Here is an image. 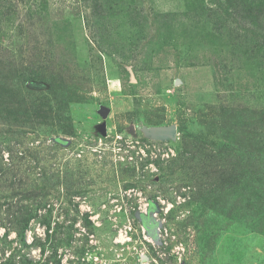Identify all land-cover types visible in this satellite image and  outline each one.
Instances as JSON below:
<instances>
[{"label": "rangeland", "instance_id": "374dc122", "mask_svg": "<svg viewBox=\"0 0 264 264\" xmlns=\"http://www.w3.org/2000/svg\"><path fill=\"white\" fill-rule=\"evenodd\" d=\"M41 1L0 10V264H264V0Z\"/></svg>", "mask_w": 264, "mask_h": 264}, {"label": "trees", "instance_id": "16d2710c", "mask_svg": "<svg viewBox=\"0 0 264 264\" xmlns=\"http://www.w3.org/2000/svg\"><path fill=\"white\" fill-rule=\"evenodd\" d=\"M19 7H21L22 11L16 12L15 16L13 17L14 19H16L19 16V14H22V16L27 17V20L32 19V18H33L32 21L35 20L36 22H40L42 19L46 20L45 19L46 6H43L41 0H0V10H2L1 11L2 15L5 13L4 10H12L15 13V11L18 10ZM3 18L6 19V17H3ZM13 18L9 19L8 21L13 22L14 21ZM20 20L21 19H19V22L17 23L18 25H20ZM1 49H2V47H1ZM30 66H31L30 69H28V68L24 69V70L19 69L20 72L15 74L16 78H18L22 81L34 80V78H36V75H35L36 72L35 71H40V72L45 71L46 72L48 70V67L43 66V68H39V66L34 65V63H31ZM3 93H6V91L4 89H3ZM4 106H5V103H4ZM3 111H5V113H6L7 108H3ZM255 171H256V166H255ZM239 175H241V173H239ZM230 178H231V180H229V182H228L229 186L221 185L220 188L221 187H229L231 189L232 185L238 186V183H236V180H235L234 173H231ZM260 184L261 183H257L255 186L254 185L248 186L247 188H248V190H251V192H253V190L258 188V186ZM247 188L243 187V186H238L236 191L244 192ZM11 217L13 219L12 220L13 225L16 227V229L20 228L21 225H24L27 222V211H23V212L21 211L18 215L11 216ZM11 229H15V228L12 227Z\"/></svg>", "mask_w": 264, "mask_h": 264}, {"label": "water", "instance_id": "95a60500", "mask_svg": "<svg viewBox=\"0 0 264 264\" xmlns=\"http://www.w3.org/2000/svg\"><path fill=\"white\" fill-rule=\"evenodd\" d=\"M104 130V126H103ZM174 126L164 127V128H154L147 134L155 139H166V138H175L176 131Z\"/></svg>", "mask_w": 264, "mask_h": 264}, {"label": "built area", "instance_id": "2783aa9c", "mask_svg": "<svg viewBox=\"0 0 264 264\" xmlns=\"http://www.w3.org/2000/svg\"><path fill=\"white\" fill-rule=\"evenodd\" d=\"M117 139H121L120 135H116ZM119 149V148H118ZM140 153H144V150L142 148H139Z\"/></svg>", "mask_w": 264, "mask_h": 264}]
</instances>
